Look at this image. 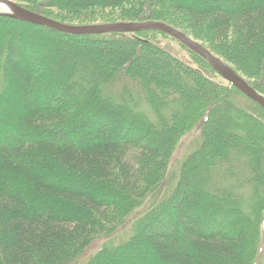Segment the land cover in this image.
<instances>
[{"label":"trees","instance_id":"trees-1","mask_svg":"<svg viewBox=\"0 0 264 264\" xmlns=\"http://www.w3.org/2000/svg\"><path fill=\"white\" fill-rule=\"evenodd\" d=\"M13 1L71 26L203 30L264 95V0ZM0 98V264H79L93 243L84 264H244L250 237L258 264L264 110L179 41L155 29L63 34L0 15ZM193 131L195 148L169 173Z\"/></svg>","mask_w":264,"mask_h":264},{"label":"water","instance_id":"water-1","mask_svg":"<svg viewBox=\"0 0 264 264\" xmlns=\"http://www.w3.org/2000/svg\"><path fill=\"white\" fill-rule=\"evenodd\" d=\"M0 9L9 16L19 18L20 20L45 28H49L59 33L70 35H93L107 33H134L144 29H155L171 36L188 49L193 51L203 60H205L211 68L226 82L236 88L248 99L256 103L264 110V95L253 89L244 79H242L232 68L215 57L204 47L183 34L182 32L166 25L162 22L143 21V22H119L113 24H96L71 26L51 20L39 13L30 11L19 6L13 0H0Z\"/></svg>","mask_w":264,"mask_h":264},{"label":"rangeland","instance_id":"rangeland-1","mask_svg":"<svg viewBox=\"0 0 264 264\" xmlns=\"http://www.w3.org/2000/svg\"><path fill=\"white\" fill-rule=\"evenodd\" d=\"M16 3V1H14ZM19 6L27 9V7L29 8V6H26L22 3H17ZM48 10L49 12H52V13H55V14H58V11L56 8H52V7H48ZM94 13L92 14H87L93 18H98L99 15L96 14V15H93ZM0 15H8L4 12L1 11L0 9ZM93 15V16H92ZM9 16V15H8ZM102 18V17H100ZM116 23H119V22H116ZM102 24H106V23H102ZM96 25V24H95ZM98 25V24H97ZM172 27V26H171ZM184 34V33H183ZM186 35V34H185ZM187 36V35H186ZM195 37L193 36H188L189 38H191L192 40H194L195 42H197L200 46L204 47L205 49H207L209 52H211L207 46H206V43H204V37H206V33L201 30V31H198L195 35ZM204 38V39H203ZM37 40H40L39 38ZM164 43H166L169 47V49L172 51V53L181 58V59H184V60H187L188 58V53L186 52V50L182 47H180L176 42L172 41V40H163ZM166 44H163L166 46ZM215 57H217L218 59H220L223 63H225L226 65H228L230 68H232L242 79H245V77L243 75H241L238 71H236V69L233 67V65L229 64L228 62H226L223 58H221L220 56L218 55H215L213 52H211ZM35 61H37L35 59ZM217 74V73H216ZM218 75V74H217ZM1 104H4V100L2 98H0V106ZM1 107H0V111H1ZM197 133L196 131H193L191 133H189L187 136L183 137L181 139V142L179 143V145L177 146L176 150L174 151L173 153V156H172V159H171V162H170V166H169V173H172V172H175L176 169L178 168V164L179 162L182 160V158L184 157V155L189 152V151H192L196 144H197ZM170 181L171 183V175H169V177L166 178V182L167 181ZM129 223V221H127L125 223V226ZM124 227V225H123ZM122 230V229H121ZM127 230V229H126ZM125 232V230H123L121 232V234H118L113 238H110L109 241H112L111 243L113 244H117L119 242H122V239H124L123 237L125 236L123 233ZM126 234H130V229L127 230V233ZM254 243V238L250 237V239H247V243L244 245L245 247V254H244V264H248L252 258V252L251 250L253 251V247L251 249V245H253ZM261 244L259 245L258 247V252H256L257 254V260H259L258 264H262L264 262V232L262 233V238H261ZM100 243H93V245L90 246V248H88L87 250L84 251V256L81 260V262L79 264H84L85 262L88 261L89 257L91 255H93L94 253L98 252L100 250ZM251 252V253H250Z\"/></svg>","mask_w":264,"mask_h":264}]
</instances>
